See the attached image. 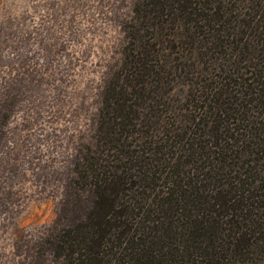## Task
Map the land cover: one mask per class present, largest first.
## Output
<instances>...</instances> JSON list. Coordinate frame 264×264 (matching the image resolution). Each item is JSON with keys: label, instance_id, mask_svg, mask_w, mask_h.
Listing matches in <instances>:
<instances>
[{"label": "trees", "instance_id": "trees-1", "mask_svg": "<svg viewBox=\"0 0 264 264\" xmlns=\"http://www.w3.org/2000/svg\"><path fill=\"white\" fill-rule=\"evenodd\" d=\"M124 33L51 254L264 264V0H137Z\"/></svg>", "mask_w": 264, "mask_h": 264}, {"label": "rangeland", "instance_id": "rangeland-1", "mask_svg": "<svg viewBox=\"0 0 264 264\" xmlns=\"http://www.w3.org/2000/svg\"><path fill=\"white\" fill-rule=\"evenodd\" d=\"M136 1L0 0V264H61L45 238L80 211L72 163Z\"/></svg>", "mask_w": 264, "mask_h": 264}]
</instances>
